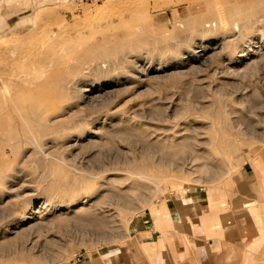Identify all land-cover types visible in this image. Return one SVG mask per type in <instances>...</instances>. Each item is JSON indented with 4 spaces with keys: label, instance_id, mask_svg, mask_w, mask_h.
<instances>
[{
    "label": "rangeland",
    "instance_id": "obj_1",
    "mask_svg": "<svg viewBox=\"0 0 264 264\" xmlns=\"http://www.w3.org/2000/svg\"><path fill=\"white\" fill-rule=\"evenodd\" d=\"M4 38L0 264H90L122 247L120 264H154L133 225L193 190L204 264H264L262 197L242 173L264 150V0H0ZM31 105L45 127L15 121Z\"/></svg>",
    "mask_w": 264,
    "mask_h": 264
},
{
    "label": "crops",
    "instance_id": "obj_2",
    "mask_svg": "<svg viewBox=\"0 0 264 264\" xmlns=\"http://www.w3.org/2000/svg\"><path fill=\"white\" fill-rule=\"evenodd\" d=\"M22 6V3L11 4L8 8H21ZM242 173L246 179L256 181L262 197L260 204L263 209L264 150L260 154L253 155L245 163ZM251 190L252 187H246V191L243 194L245 209H247V202H249L247 200H252ZM200 194V190H193L186 192L182 199L171 196L166 199L163 205L159 206V217L157 220L153 217L151 211H149V218L141 219L133 225L131 232L132 246L143 253H140V257H145L146 254L144 252L148 251L149 257L154 261V264L205 263L204 259L206 255L204 247L206 242L202 228L203 215L199 213V207L202 206L205 198L200 197ZM234 220H236L235 217ZM221 221L224 225L236 222H230L229 217L223 220L220 219L216 223L218 226L214 227L213 230H218L217 228L220 227L219 223L222 224ZM251 224L252 221L244 222L245 234L247 232L251 233V228L247 230V227H251ZM122 248L102 252L99 256L92 257L90 264H120L121 261L125 263L124 258H121L123 256L121 253ZM71 264L77 263L72 262Z\"/></svg>",
    "mask_w": 264,
    "mask_h": 264
},
{
    "label": "bare ground",
    "instance_id": "obj_3",
    "mask_svg": "<svg viewBox=\"0 0 264 264\" xmlns=\"http://www.w3.org/2000/svg\"><path fill=\"white\" fill-rule=\"evenodd\" d=\"M27 2V1H26ZM246 1H243V2H235V4H231L232 6H230L229 4L231 3H229L227 6H225V5H223V3L221 4V6L223 5L224 7L223 8H220V9H223L227 14H231V13H238V11L239 10H241L240 8L243 6V8L245 7L244 5L246 4L245 3ZM29 3V2H28ZM18 6V5H17ZM213 6H214V4H213ZM216 7H215V10H214V8H213V10L217 13V14H219L220 13V16L221 15H223V14H221V11L220 10H217V9H219L217 6H219V5H215ZM220 6V7H221ZM209 7V6H208ZM210 7H212V5L210 6ZM217 8V9H216ZM140 9V8H139ZM209 9V8H208ZM207 9V10H208ZM211 9V8H210ZM210 9H209V11H210ZM245 9V8H244ZM243 9V10H244ZM207 10H203V11H207ZM212 10V9H211ZM214 11H210V12H214ZM200 12H202V11H200ZM214 12V13H215ZM242 12V11H241ZM241 12H239V14L241 13ZM198 13V12H197ZM208 13V12H207ZM215 13V14H216ZM21 14V13H20ZM214 14V15H215ZM238 14V15H239ZM29 15V14H28ZM193 15H195V14H193ZM235 16V15H234ZM234 16H233V18H234ZM223 17V16H222ZM28 18V17H27ZM207 18V17H206ZM202 20V19H201ZM206 20H208V19H206ZM216 20V19H215ZM190 21H191V18H190ZM190 21L189 22H185V23H181V24H179V22H178V24H179V27H178V30H179V28H181L182 29V27H185L184 25H187L188 23L190 24ZM192 22V21H191ZM200 22V21H199ZM202 22V21H201ZM151 23L152 22H150V25H151ZM206 23V22H205ZM233 23V22H232ZM192 24V23H191ZM196 24V23H195ZM148 25H149V23H148ZM150 25H149V27H150ZM153 25V24H152ZM177 25V24H176ZM197 25V24H196ZM193 26V25H192ZM192 26H190V27H192ZM146 27H147V25H146ZM148 27V28H149ZM196 27V26H195ZM200 27V26H199ZM151 28V27H150ZM197 28V27H196ZM186 29V28H185ZM198 29V28H197ZM145 30V27H144V29H143V31ZM147 30H149V32H148V35L152 32L153 33V31H151L150 29H147ZM199 30V29H198ZM121 32V31H120ZM129 32V31H128ZM146 32V31H145ZM146 32V33H147ZM117 33L118 32H116V35H117ZM129 33H132V32H129ZM135 32H133V34H134ZM151 33V34H152ZM141 34H143V33H141ZM131 34H129L128 36H130ZM153 35V34H152ZM151 35V36H152ZM132 36V35H131ZM142 36H144V34L142 35ZM151 36H150V38H149V36H148V38L151 40ZM104 37H107V35H104L103 36V39H104ZM133 37V36H132ZM131 37V38H132ZM146 37V36H145ZM156 37V40H157V36H155ZM154 37V38H155ZM121 38H123V37H121ZM125 38V37H124ZM153 38V37H152ZM5 40L7 39V38H4ZM106 39V38H105ZM104 39V40H105ZM142 39V38H141ZM146 39V38H145ZM144 38H143V40H145ZM103 40V41H104ZM120 39H119V37L117 36H114V38H112V39H109V42H110V44L108 43V42H106V43H108L109 44V47L107 48L106 47V45H108V44H106L105 45V49H103L102 48V46L103 45H101V42H103V41H101V42H99V44L101 45V47H99L98 48V51H97V54H104L107 50H110V47H111V45L113 44V45H115L118 41H119ZM127 40L128 41H131V40H129V38H127ZM149 40V41H150ZM152 40H155V39H152ZM158 40H162L161 39V37L158 39ZM7 41V40H6ZM4 42V43H2L1 45H0V49L5 45V44H7L8 43V41L7 42ZM108 41V40H107ZM145 41H148V40H145ZM9 42H11V40H9ZM122 41H120L119 43H121ZM43 43V42H42ZM97 44V43H96ZM103 44V43H102ZM99 45V46H100ZM104 47V46H103ZM136 47V46H135ZM112 48V47H111ZM113 48H115V47H113ZM118 48V47H117ZM95 50V49H94ZM105 51V52H104ZM112 51V50H111ZM79 52V51H78ZM93 52V51H92ZM109 52V51H108ZM115 52V51H114ZM75 53V52H74ZM74 53H72L73 55L72 56H74L75 55V58H76V55L78 54H74ZM80 53V52H79ZM94 53H95V51H94ZM93 53V54H94ZM111 54V53H110ZM79 55V54H78ZM78 55H77V57H78ZM68 56V55H67ZM66 56V57H67ZM104 56V55H103ZM109 56V55H108ZM69 57V56H68ZM71 57V56H70ZM99 57V56H98ZM23 59V58H22ZM68 62H70V61H68ZM92 63V62H91ZM94 64V63H93ZM90 67V66H89ZM70 68H72V67H70ZM61 71H66V69H64V70H61ZM68 71H70V70H68ZM59 74V73H58ZM65 92H67V91H65ZM65 95V94H64ZM65 97V96H64ZM48 99V98H47ZM47 103V102H46ZM41 108V107H40ZM40 108H38L37 106H35V105H31V106H29V108H27L26 109V112H27V114H24V115H21L20 117H18V119H15V121L16 122H18L19 124H23V123H27V126H29V127H31V128H33V130H37L38 128H43V127H45V126H43V124H45V120H46V118L44 117V119H41V118H43V117H41L40 118V112L43 110V109H45V108H43L42 107V110L40 109ZM44 120V121H43ZM3 122V121H2ZM4 122H8V124H13V121H11V120H7V119H5L4 120ZM48 124V123H47Z\"/></svg>",
    "mask_w": 264,
    "mask_h": 264
}]
</instances>
